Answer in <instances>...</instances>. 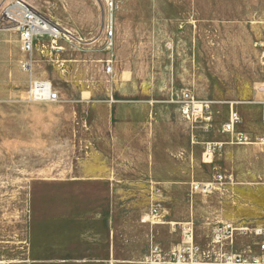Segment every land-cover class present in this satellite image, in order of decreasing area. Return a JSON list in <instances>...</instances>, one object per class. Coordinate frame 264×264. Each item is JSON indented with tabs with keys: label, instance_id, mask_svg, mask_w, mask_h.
<instances>
[{
	"label": "rangeland",
	"instance_id": "374dc122",
	"mask_svg": "<svg viewBox=\"0 0 264 264\" xmlns=\"http://www.w3.org/2000/svg\"><path fill=\"white\" fill-rule=\"evenodd\" d=\"M26 1L71 31L55 49L34 47L31 76L50 80L53 102L26 99L19 42L0 38V264H25L31 195H43V209L59 205L60 216L104 210L96 195L104 187L88 178L95 162L112 164L117 240L148 244L153 236L174 247L188 222L205 246L218 223L264 227V0H179L172 25L119 26L108 49L104 0ZM82 19L90 24L77 32ZM184 92L207 105L206 120L182 114ZM231 110L234 132L250 143L222 130ZM208 143L217 145L211 162ZM218 174L223 183L214 182ZM192 182L215 188L193 191ZM154 208L152 224L141 222ZM257 241L237 234L228 250L255 252Z\"/></svg>",
	"mask_w": 264,
	"mask_h": 264
},
{
	"label": "crops",
	"instance_id": "0c3cea01",
	"mask_svg": "<svg viewBox=\"0 0 264 264\" xmlns=\"http://www.w3.org/2000/svg\"><path fill=\"white\" fill-rule=\"evenodd\" d=\"M114 1L113 40L115 43L120 37L119 26L172 25V16L175 15L176 10L180 9L179 0ZM132 10L137 12L130 14L131 17H127L126 12ZM88 24H90V19H82L78 25L80 27L75 26L74 29L81 32L82 28ZM67 31L69 30L67 29ZM8 37H14L18 47L16 31L0 30L1 39ZM90 170L97 171L89 174L88 178L91 183L104 187L96 193L104 203L102 211L95 210L89 216L87 213L73 217L70 215L60 216L57 213L59 205H45L47 209H43V204H38L43 202V195L30 196L29 221L23 253L25 264H141V261L146 257L153 236H150L148 244L130 242L127 238L126 240H117L114 236L117 228L114 226L111 200L112 164L95 162ZM232 182L230 176L227 183ZM72 198L76 202L83 197L75 195ZM233 244L230 247H233ZM171 246L172 244L163 250L166 251Z\"/></svg>",
	"mask_w": 264,
	"mask_h": 264
},
{
	"label": "built area",
	"instance_id": "2783aa9c",
	"mask_svg": "<svg viewBox=\"0 0 264 264\" xmlns=\"http://www.w3.org/2000/svg\"><path fill=\"white\" fill-rule=\"evenodd\" d=\"M104 2L109 13L107 18L102 20V33L105 49H108L113 44L112 11L115 1L104 0ZM0 30H14L18 33L19 49L23 54V58L18 61V64L21 70L28 72L30 75L26 99L30 102L56 101L58 95L50 80L34 79L31 76L33 51L36 42H40L43 47L44 42H49L51 48L55 49L56 47L53 44L56 40L60 38V35L70 34L69 31L61 29L57 23L52 22L51 19L38 11L26 0H0ZM38 33H47L44 34L47 37H36L35 35ZM260 57L264 62V45ZM104 72L106 74L111 73L112 67L106 65ZM179 98V101L182 103L181 112L187 119L192 122L197 121V119H207L205 111L208 107L205 103L195 102L185 92L180 93ZM261 119L264 123V101ZM237 121L236 112L231 110L229 119L224 123L222 130L233 134L238 143L249 142L246 135L241 132H234V125ZM260 144L264 151V137L260 138ZM216 146L215 143H208L205 147L203 158L207 162H211ZM214 182L223 183V176L218 174ZM214 188L212 182L191 183V189L201 193H208ZM155 214H157V210L155 208L151 209L148 213H144L140 220L141 222H151L150 218ZM170 226L172 228V223H170ZM237 234L257 237L258 241L255 243L257 251L253 252L250 247L241 252L228 250V247L233 244L234 236ZM181 235V241L166 251L151 239L148 254L141 261V264H264V227L248 229L243 226H232L230 223H218L213 227L210 241L205 246H199L194 242L193 228L188 222L182 227Z\"/></svg>",
	"mask_w": 264,
	"mask_h": 264
},
{
	"label": "bare ground",
	"instance_id": "6f19581e",
	"mask_svg": "<svg viewBox=\"0 0 264 264\" xmlns=\"http://www.w3.org/2000/svg\"><path fill=\"white\" fill-rule=\"evenodd\" d=\"M106 9V8H105ZM113 23H114V21H113ZM64 29V28H63ZM72 29V28H71ZM69 30V29H68ZM71 31V30H70ZM44 34H47V33H38V34H36L35 36L36 37H39V38H44V37H47L46 35H44ZM74 35V34H73ZM99 35V34H98ZM64 36H67V35H64ZM68 38V37H67ZM81 38L79 37V38H77V40H80ZM55 46V45H54ZM159 215V214H158ZM158 215L157 214H155V215H153L152 216V218H154V217H158Z\"/></svg>",
	"mask_w": 264,
	"mask_h": 264
}]
</instances>
